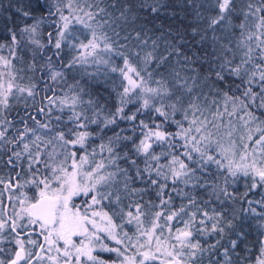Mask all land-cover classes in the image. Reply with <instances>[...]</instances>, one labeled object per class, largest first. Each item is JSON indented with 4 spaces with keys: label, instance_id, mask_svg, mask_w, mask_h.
I'll return each instance as SVG.
<instances>
[{
    "label": "snow or ice",
    "instance_id": "6c2138e0",
    "mask_svg": "<svg viewBox=\"0 0 264 264\" xmlns=\"http://www.w3.org/2000/svg\"><path fill=\"white\" fill-rule=\"evenodd\" d=\"M183 2L175 30L169 0L17 8L0 264H264V0ZM25 49L39 82H20ZM91 65L107 95L76 75Z\"/></svg>",
    "mask_w": 264,
    "mask_h": 264
},
{
    "label": "trees",
    "instance_id": "16d2710c",
    "mask_svg": "<svg viewBox=\"0 0 264 264\" xmlns=\"http://www.w3.org/2000/svg\"><path fill=\"white\" fill-rule=\"evenodd\" d=\"M169 2L173 5L176 12V17H168L163 16L161 17V21H156V23L163 22L165 25H171L172 28L175 30L177 27L181 26L183 21H187L191 19V9L184 6L183 0H169ZM31 6L35 8L36 0H0V43H7L9 37V29H15L21 26L22 17L17 12V8H25ZM149 28H152V24L148 25ZM155 35H160L159 31L153 29ZM151 34V33H150ZM32 47V46H29ZM161 51H163V45H161ZM0 54H7L6 50ZM18 54L23 57L24 63V76L25 82L28 83L29 79H35L39 82V75L37 73L29 72L27 69V65L31 60V51L25 49L23 52H19ZM67 55V53L65 54ZM21 61L18 62L17 66H21ZM87 73H94L95 79L87 76ZM106 68L103 65H91L87 66L86 70H81L80 72L76 73L77 76H83V81L86 83H90L92 87V91H99L103 95H107V90L104 85ZM24 80V79H23ZM118 83V81H116ZM25 83V84H26ZM17 108H21L22 105H17ZM248 244L250 246L256 243L255 234H251L248 238Z\"/></svg>",
    "mask_w": 264,
    "mask_h": 264
},
{
    "label": "rangeland",
    "instance_id": "374dc122",
    "mask_svg": "<svg viewBox=\"0 0 264 264\" xmlns=\"http://www.w3.org/2000/svg\"><path fill=\"white\" fill-rule=\"evenodd\" d=\"M20 64V63H19ZM21 66H19V68H22L23 69V72H24V63H23V61H21V64H20ZM21 75L23 76V79L24 80H22V81H20L21 83H26L25 82V76H24V73H21Z\"/></svg>",
    "mask_w": 264,
    "mask_h": 264
}]
</instances>
